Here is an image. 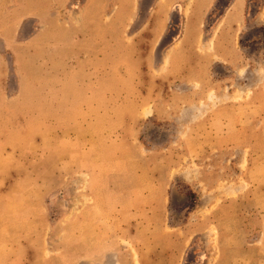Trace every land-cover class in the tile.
I'll use <instances>...</instances> for the list:
<instances>
[{
	"label": "rangeland",
	"instance_id": "1",
	"mask_svg": "<svg viewBox=\"0 0 264 264\" xmlns=\"http://www.w3.org/2000/svg\"><path fill=\"white\" fill-rule=\"evenodd\" d=\"M262 116L264 0L0 1V140L21 147L26 167H39L40 150L56 147L51 142L79 155L85 145L100 147L106 163L120 144L134 167L141 158L172 181L174 224L214 208L188 236L210 223L221 234L241 227L257 235V189L247 170L264 156ZM21 161L12 155L7 163ZM81 178L85 197L76 210L93 204L90 179ZM199 236L187 264L200 263ZM147 240L143 234L137 243ZM131 254L125 259L138 262ZM167 254L153 252L151 264ZM118 259L109 254L107 264Z\"/></svg>",
	"mask_w": 264,
	"mask_h": 264
},
{
	"label": "crops",
	"instance_id": "2",
	"mask_svg": "<svg viewBox=\"0 0 264 264\" xmlns=\"http://www.w3.org/2000/svg\"><path fill=\"white\" fill-rule=\"evenodd\" d=\"M261 118L264 125V116ZM64 144L51 142L50 146L56 147L40 150L39 167H26L21 147L15 151L0 140V264H107L109 254L119 257L122 264H151L149 257L156 251L168 253L161 264H187L186 256L198 245L199 235L204 248L199 264H264V156L260 162L250 163L247 170L257 189L258 234L241 227L221 234L216 224L210 223L203 234L195 231L188 236L191 226L209 220L214 208L188 212L183 221L174 224L169 207L172 181L157 176L159 167H147L141 158L135 160L138 167H134L133 155L120 144L113 147V161L107 163L100 147L85 145L79 155L63 150ZM262 150L264 154V144L259 152ZM12 155L22 161L9 167L7 160ZM250 155L253 158L254 154ZM59 158L63 162L58 163ZM75 163L80 165L75 167ZM81 176L90 179L88 195L93 204L76 210L75 205L85 197ZM214 200L209 197V202ZM106 201L116 202L105 208L112 216L103 214ZM76 220L81 224L76 238L71 239ZM59 224L64 226L61 232ZM143 234L149 240L138 244L137 238ZM173 237L178 238L176 246L171 245ZM124 239L130 248L121 243ZM58 240L70 246L60 249ZM159 241L162 247L157 245ZM131 251L136 252L138 262L125 259V253L133 257ZM213 255H218L215 262Z\"/></svg>",
	"mask_w": 264,
	"mask_h": 264
}]
</instances>
